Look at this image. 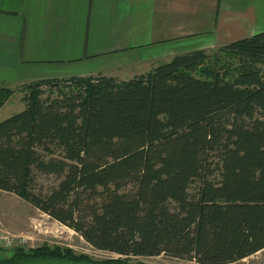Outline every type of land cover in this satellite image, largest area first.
Masks as SVG:
<instances>
[{
    "label": "trees",
    "instance_id": "16d2710c",
    "mask_svg": "<svg viewBox=\"0 0 264 264\" xmlns=\"http://www.w3.org/2000/svg\"><path fill=\"white\" fill-rule=\"evenodd\" d=\"M19 89L24 110L0 122V192L123 257L103 263L233 264L264 250V33L127 81ZM16 91L0 83V108ZM48 259L88 261L43 245L0 264Z\"/></svg>",
    "mask_w": 264,
    "mask_h": 264
},
{
    "label": "crops",
    "instance_id": "0c3cea01",
    "mask_svg": "<svg viewBox=\"0 0 264 264\" xmlns=\"http://www.w3.org/2000/svg\"><path fill=\"white\" fill-rule=\"evenodd\" d=\"M264 33V0H0V83L127 81Z\"/></svg>",
    "mask_w": 264,
    "mask_h": 264
},
{
    "label": "rangeland",
    "instance_id": "374dc122",
    "mask_svg": "<svg viewBox=\"0 0 264 264\" xmlns=\"http://www.w3.org/2000/svg\"><path fill=\"white\" fill-rule=\"evenodd\" d=\"M16 90L15 94L0 108V122L24 110V103L21 101L22 90ZM39 183L47 187L54 185L56 179L52 176L43 177L39 179ZM193 191L194 185L190 188V192ZM0 236L13 238L9 246H3L1 243L4 241L2 237L0 238L1 259L11 257L17 249L27 253L43 245L69 249L75 255H83L88 259L81 262L56 259L34 260L23 264H196L193 261L173 259L165 255L151 258L130 257L125 259L126 263H103V261L123 259V257L94 249L72 230L50 219L15 195L6 192H0ZM17 236L23 239V242L16 240ZM233 264H264V250Z\"/></svg>",
    "mask_w": 264,
    "mask_h": 264
},
{
    "label": "built area",
    "instance_id": "2783aa9c",
    "mask_svg": "<svg viewBox=\"0 0 264 264\" xmlns=\"http://www.w3.org/2000/svg\"><path fill=\"white\" fill-rule=\"evenodd\" d=\"M1 237H2V240L4 241V242L1 241V242H2L1 244H2L3 246H9L10 243L13 241V238L0 236V238H1ZM15 239H16V240H19L20 242H23V239H21L19 236L15 237Z\"/></svg>",
    "mask_w": 264,
    "mask_h": 264
}]
</instances>
